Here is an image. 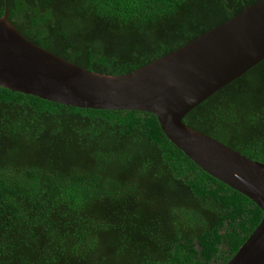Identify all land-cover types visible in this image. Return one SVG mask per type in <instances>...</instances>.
<instances>
[{"label":"trees","instance_id":"1","mask_svg":"<svg viewBox=\"0 0 264 264\" xmlns=\"http://www.w3.org/2000/svg\"><path fill=\"white\" fill-rule=\"evenodd\" d=\"M255 0H0L25 38L121 73ZM182 122L264 162V57ZM161 132L153 114L0 87V264H223L260 218Z\"/></svg>","mask_w":264,"mask_h":264},{"label":"water","instance_id":"2","mask_svg":"<svg viewBox=\"0 0 264 264\" xmlns=\"http://www.w3.org/2000/svg\"><path fill=\"white\" fill-rule=\"evenodd\" d=\"M264 57V0L125 72H96L31 42L0 14V87L65 105L154 115L196 166L249 198L261 215L223 264H264V162L195 130L183 114Z\"/></svg>","mask_w":264,"mask_h":264}]
</instances>
